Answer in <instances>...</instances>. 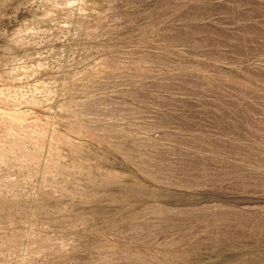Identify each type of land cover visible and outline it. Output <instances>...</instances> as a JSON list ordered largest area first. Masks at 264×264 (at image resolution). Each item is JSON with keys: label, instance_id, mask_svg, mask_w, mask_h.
<instances>
[{"label": "rangeland", "instance_id": "rangeland-1", "mask_svg": "<svg viewBox=\"0 0 264 264\" xmlns=\"http://www.w3.org/2000/svg\"><path fill=\"white\" fill-rule=\"evenodd\" d=\"M0 264H264V0H0Z\"/></svg>", "mask_w": 264, "mask_h": 264}]
</instances>
